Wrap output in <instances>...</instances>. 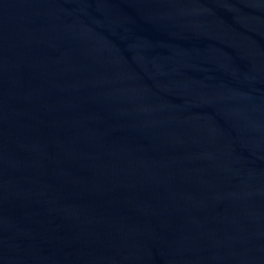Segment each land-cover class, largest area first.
<instances>
[{
  "label": "water",
  "instance_id": "water-1",
  "mask_svg": "<svg viewBox=\"0 0 264 264\" xmlns=\"http://www.w3.org/2000/svg\"><path fill=\"white\" fill-rule=\"evenodd\" d=\"M0 264H264V0H0Z\"/></svg>",
  "mask_w": 264,
  "mask_h": 264
}]
</instances>
